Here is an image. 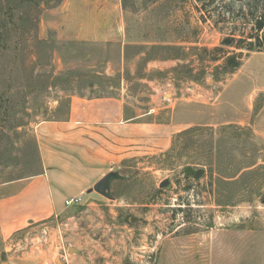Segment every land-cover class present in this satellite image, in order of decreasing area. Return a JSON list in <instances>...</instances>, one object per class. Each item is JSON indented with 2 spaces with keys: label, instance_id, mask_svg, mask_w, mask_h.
Returning <instances> with one entry per match:
<instances>
[{
  "label": "rangeland",
  "instance_id": "374dc122",
  "mask_svg": "<svg viewBox=\"0 0 264 264\" xmlns=\"http://www.w3.org/2000/svg\"><path fill=\"white\" fill-rule=\"evenodd\" d=\"M65 2L0 0V184L40 171L37 129L72 96L124 91L157 136L0 263L264 264V51L233 73L214 62L264 0H85L78 16ZM83 11L123 23L109 42L80 40L63 18Z\"/></svg>",
  "mask_w": 264,
  "mask_h": 264
},
{
  "label": "crops",
  "instance_id": "0c3cea01",
  "mask_svg": "<svg viewBox=\"0 0 264 264\" xmlns=\"http://www.w3.org/2000/svg\"><path fill=\"white\" fill-rule=\"evenodd\" d=\"M75 1L85 2L67 0L59 10L76 16L80 9L73 7ZM63 22L75 25L74 29L66 26L65 32L88 42L111 41L107 26L119 24V31L123 23L116 16L85 11L76 20L67 15ZM148 116L119 91L112 96H72L64 118L41 124L37 129L40 171L0 184V257L11 252L25 233H37L63 212L67 201L89 194L111 173L119 179L114 167L127 159V146H133L128 149L133 151L143 135L157 136L156 127L146 121ZM259 124H264V108L256 121ZM259 135L264 138V133ZM35 255L32 251L24 257Z\"/></svg>",
  "mask_w": 264,
  "mask_h": 264
},
{
  "label": "trees",
  "instance_id": "16d2710c",
  "mask_svg": "<svg viewBox=\"0 0 264 264\" xmlns=\"http://www.w3.org/2000/svg\"><path fill=\"white\" fill-rule=\"evenodd\" d=\"M252 16L254 21L250 34L242 35L239 40L236 39V35H231L223 40L221 48L214 50L216 53H220V57L216 58L214 62H222V67L227 69L228 73H233L241 67L245 52L264 51V17H256L254 13ZM203 19L206 20V17ZM225 48L234 49V51H226Z\"/></svg>",
  "mask_w": 264,
  "mask_h": 264
},
{
  "label": "water",
  "instance_id": "95a60500",
  "mask_svg": "<svg viewBox=\"0 0 264 264\" xmlns=\"http://www.w3.org/2000/svg\"><path fill=\"white\" fill-rule=\"evenodd\" d=\"M189 171H191V170L189 169ZM116 178H117V174L116 173L109 174L103 181L98 183L94 187V189L90 191V193H92L93 191H98L99 193L103 194L106 191V189L109 187L110 182L113 179H116ZM69 253H77V254H79V251L71 248L69 250Z\"/></svg>",
  "mask_w": 264,
  "mask_h": 264
},
{
  "label": "built area",
  "instance_id": "2783aa9c",
  "mask_svg": "<svg viewBox=\"0 0 264 264\" xmlns=\"http://www.w3.org/2000/svg\"><path fill=\"white\" fill-rule=\"evenodd\" d=\"M79 202H80V199H73L71 201H67L66 206H71V205H73L75 203H79ZM65 264H67V263H65Z\"/></svg>",
  "mask_w": 264,
  "mask_h": 264
}]
</instances>
